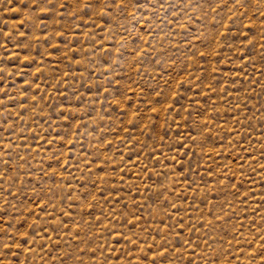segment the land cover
<instances>
[{
    "label": "rangeland",
    "instance_id": "374dc122",
    "mask_svg": "<svg viewBox=\"0 0 264 264\" xmlns=\"http://www.w3.org/2000/svg\"><path fill=\"white\" fill-rule=\"evenodd\" d=\"M0 264H264V0H0Z\"/></svg>",
    "mask_w": 264,
    "mask_h": 264
},
{
    "label": "snow or ice",
    "instance_id": "6c2138e0",
    "mask_svg": "<svg viewBox=\"0 0 264 264\" xmlns=\"http://www.w3.org/2000/svg\"><path fill=\"white\" fill-rule=\"evenodd\" d=\"M49 2H50V0H49ZM224 2H225V5L229 2V0H224ZM234 2L235 3H239L241 6H243L244 5V0H234ZM62 7H63V5H62ZM19 246V245H18ZM7 247V246H6ZM13 255H15V253H13Z\"/></svg>",
    "mask_w": 264,
    "mask_h": 264
}]
</instances>
